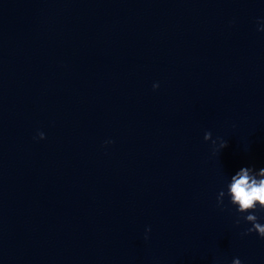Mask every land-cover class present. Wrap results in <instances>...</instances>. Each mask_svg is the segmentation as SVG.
<instances>
[{
    "label": "water",
    "instance_id": "1",
    "mask_svg": "<svg viewBox=\"0 0 264 264\" xmlns=\"http://www.w3.org/2000/svg\"><path fill=\"white\" fill-rule=\"evenodd\" d=\"M259 29L264 0H0V234L128 140L264 79Z\"/></svg>",
    "mask_w": 264,
    "mask_h": 264
},
{
    "label": "clouds",
    "instance_id": "2",
    "mask_svg": "<svg viewBox=\"0 0 264 264\" xmlns=\"http://www.w3.org/2000/svg\"><path fill=\"white\" fill-rule=\"evenodd\" d=\"M264 31V29H259ZM158 84H154L153 88H158ZM39 139H44L43 132L38 133ZM212 138L211 132H206L204 140L208 141ZM106 143H111L107 141ZM216 141H213L215 144ZM227 147V142L220 140L219 148L222 150ZM230 197V203L236 206L237 213L241 214L242 219L250 223L252 227L246 229L244 235L252 232L257 233L261 238H264V224L260 223V217L256 212H264V168L259 171L254 170L253 167H242L234 175L231 176L230 183L227 185V192L221 190L217 195L218 206L223 205L224 197ZM247 213L246 215H243ZM241 217L238 216L236 224H240ZM232 264H242L239 258L232 261Z\"/></svg>",
    "mask_w": 264,
    "mask_h": 264
}]
</instances>
